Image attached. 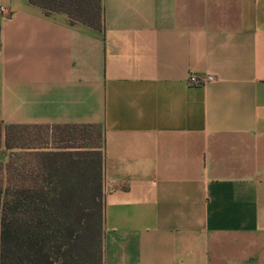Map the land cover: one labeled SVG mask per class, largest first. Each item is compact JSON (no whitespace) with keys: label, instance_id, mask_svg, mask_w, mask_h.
<instances>
[{"label":"crops","instance_id":"1","mask_svg":"<svg viewBox=\"0 0 264 264\" xmlns=\"http://www.w3.org/2000/svg\"><path fill=\"white\" fill-rule=\"evenodd\" d=\"M0 123L101 127L103 264H264V0H0Z\"/></svg>","mask_w":264,"mask_h":264},{"label":"trees","instance_id":"2","mask_svg":"<svg viewBox=\"0 0 264 264\" xmlns=\"http://www.w3.org/2000/svg\"><path fill=\"white\" fill-rule=\"evenodd\" d=\"M30 2L73 23L103 27L104 0ZM33 126L0 123V264H103L102 129L91 147L21 143L20 132ZM4 147L13 150L7 162Z\"/></svg>","mask_w":264,"mask_h":264},{"label":"rangeland","instance_id":"3","mask_svg":"<svg viewBox=\"0 0 264 264\" xmlns=\"http://www.w3.org/2000/svg\"><path fill=\"white\" fill-rule=\"evenodd\" d=\"M22 132V133H21ZM21 143H37L38 145L51 146L58 145H83L94 146L100 140L101 128L97 126H57V125H38L22 130ZM13 150L2 149V159L7 162Z\"/></svg>","mask_w":264,"mask_h":264},{"label":"built area","instance_id":"4","mask_svg":"<svg viewBox=\"0 0 264 264\" xmlns=\"http://www.w3.org/2000/svg\"><path fill=\"white\" fill-rule=\"evenodd\" d=\"M2 11H8V9L6 7H1ZM214 77L213 76H208V77H197L196 75H191L189 77V83L193 84V85H201V84H205L206 82L212 80Z\"/></svg>","mask_w":264,"mask_h":264}]
</instances>
